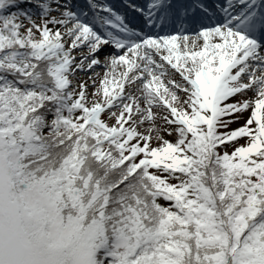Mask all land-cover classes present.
Segmentation results:
<instances>
[{
  "label": "snow or ice",
  "instance_id": "1",
  "mask_svg": "<svg viewBox=\"0 0 264 264\" xmlns=\"http://www.w3.org/2000/svg\"><path fill=\"white\" fill-rule=\"evenodd\" d=\"M0 264H264V0H0Z\"/></svg>",
  "mask_w": 264,
  "mask_h": 264
},
{
  "label": "rangeland",
  "instance_id": "2",
  "mask_svg": "<svg viewBox=\"0 0 264 264\" xmlns=\"http://www.w3.org/2000/svg\"><path fill=\"white\" fill-rule=\"evenodd\" d=\"M235 126H238V125H234V127H235Z\"/></svg>",
  "mask_w": 264,
  "mask_h": 264
}]
</instances>
